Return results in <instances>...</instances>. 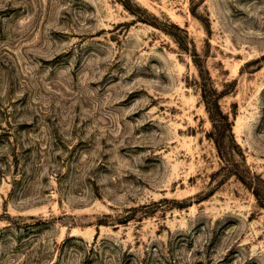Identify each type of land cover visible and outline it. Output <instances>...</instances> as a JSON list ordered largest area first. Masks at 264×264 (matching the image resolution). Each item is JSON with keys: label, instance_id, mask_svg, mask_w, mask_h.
Instances as JSON below:
<instances>
[{"label": "rangeland", "instance_id": "rangeland-1", "mask_svg": "<svg viewBox=\"0 0 264 264\" xmlns=\"http://www.w3.org/2000/svg\"><path fill=\"white\" fill-rule=\"evenodd\" d=\"M253 191L264 0H0V264H264Z\"/></svg>", "mask_w": 264, "mask_h": 264}, {"label": "trees", "instance_id": "trees-1", "mask_svg": "<svg viewBox=\"0 0 264 264\" xmlns=\"http://www.w3.org/2000/svg\"><path fill=\"white\" fill-rule=\"evenodd\" d=\"M199 72H201L200 69H199ZM201 91H202V98H203L205 109H207L208 111L209 117L212 122V128H214L213 132H211L210 135L214 141L215 146H217V148L219 149L220 146H219V142L217 139V135L219 134L220 136H222L225 131L231 134L230 121L228 120L227 115L222 113L221 110L218 108L217 98H216L218 94L216 95L208 94L206 93V91L203 90V87ZM252 190L254 189L252 188ZM253 193L258 198L259 202H261V204L264 205V194L261 197H259V193H257V191H253Z\"/></svg>", "mask_w": 264, "mask_h": 264}]
</instances>
